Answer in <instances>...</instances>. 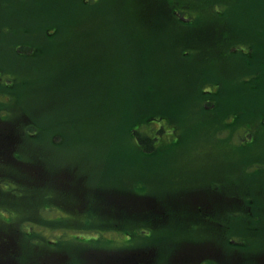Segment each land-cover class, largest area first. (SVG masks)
Wrapping results in <instances>:
<instances>
[{
  "label": "rangeland",
  "instance_id": "374dc122",
  "mask_svg": "<svg viewBox=\"0 0 264 264\" xmlns=\"http://www.w3.org/2000/svg\"><path fill=\"white\" fill-rule=\"evenodd\" d=\"M95 1L99 2L96 6L83 10L79 5L81 4L80 0H0V67L12 71H14L13 66L17 68V78L12 81L14 89L12 91L14 92L7 93L2 99L15 104V113L23 112L25 118L30 122L32 118L37 120L41 129L39 135H43V138L51 137L53 143L55 141L60 143L56 150L53 151V148H50L45 152L52 156V171L57 169L59 172L65 171L67 176L73 180L77 181L78 179V182L70 184L71 189L66 187L70 192L63 191L64 189L60 190L61 183L52 184L54 198L56 204L59 205L53 206L52 214L54 216L51 218L64 217L72 222L70 218L75 215L87 216L90 209L98 204L97 197L94 194L91 196L90 190L95 188L98 193L105 188L112 187L126 190L135 181V178L141 179L140 181L144 179L139 184L146 185L139 186L138 191L150 193V189L155 188L156 194L161 193V196H165L164 203L166 204L168 202L165 201L169 195L179 187H181V191L191 189L192 191L210 192L207 189L214 183H232L235 184L234 191L228 190V192L237 193L240 198L244 197L242 198L244 200L243 208L239 207L238 209L248 211L249 215L246 222H242L238 218L233 219V222L228 224L227 230H231L232 234L245 235L253 240V245H246L248 248L264 250V140L259 139L252 148L246 147L240 150L219 144V146L213 147L211 151L214 150V152H211L203 150L201 146L214 145V137L205 138L204 144H201L197 142L199 138L196 139L193 133L187 132V136H190V143L187 140L183 146H179L169 153H163L164 155L151 154L148 158L147 155L141 154V156L140 152L138 154L137 150L133 148L132 141L123 136L125 125L134 110L127 100L129 88L121 83L120 78L116 79L113 76L109 79V75L116 71V73H120L123 66L127 68L129 66V71L133 73L139 72L141 71L139 66L149 59L151 70L155 73H162V79L158 82L157 88L159 86L163 90L158 92L167 94L172 90L181 94L185 92L188 96L192 95L193 87L198 85V79L201 76L200 70L208 72L209 79L223 77L227 82V75L236 67L233 62H238L236 58L229 61L220 59L216 66H210V64L204 66L202 55L193 54L186 59L180 58V52L177 49L179 44L190 37L189 35L200 34L202 29H204L203 38L208 34L213 36V32H208L206 28L209 25V28L215 25V22L207 20L194 27L170 30L169 33L172 34L165 35L167 30L165 31L162 20L149 22L156 25V30L140 16L142 8L146 4L145 1H149L148 5L155 7L160 5V0ZM199 1L191 0L189 5L194 9L193 11H197L195 8L199 6ZM226 1L229 14L236 23H238L236 20L238 16L245 19L246 16L249 18L252 15L258 17L264 14V0ZM120 14L126 15V17L121 18ZM78 16H83V20H77ZM47 18L51 22H61L59 29L56 28V32L62 35L59 46L62 42L63 47L59 50L67 52V54L57 55L54 48H48L45 49L47 52L43 51L41 54L32 52L23 56L12 49V42L23 39L24 33L20 32V29L22 26L28 25V20L33 21V25L39 23L38 28L43 27L46 21L51 24ZM68 22L77 28L75 30L71 28L73 31L68 32L67 26L70 25ZM4 26L7 27L5 31L2 30ZM53 26L55 27V25ZM37 28H30L31 34L26 35L32 36L31 38H34L35 42L38 38L33 36L32 31L37 33ZM114 43L118 44L117 48H112ZM144 51L146 54H143ZM120 60L123 62L121 69L115 71L114 62L120 63ZM124 60L128 62V66L124 64L127 63ZM15 67L13 68L16 71ZM241 69L238 68V70ZM167 75L173 76L174 80H171L166 86L163 82L168 79ZM133 78L136 79L135 76ZM106 79L114 86V90L107 89L105 83H101V80L106 81ZM118 81L121 86L117 85ZM121 87L126 88V91L120 97L118 93H120ZM1 88L8 91L4 86ZM263 96L262 91L259 93L260 104L263 102ZM190 106L192 107V105ZM2 111L4 113L10 111L15 115L9 107H3ZM0 125L3 126V124ZM58 130L64 134L54 135L53 132ZM39 135L37 134L36 138L26 139L27 148L36 150V147L41 144V141H38L41 139ZM44 145L52 146L50 141ZM253 160H260L263 165L254 164L246 171L245 168ZM243 161L244 166L242 165ZM64 174L66 175V173ZM88 179H91L92 182L86 185ZM1 187L4 188V186ZM221 188H224V185ZM31 193H35V190ZM57 199L60 201L58 202ZM0 203L3 204V207H0V245L3 243L15 245L9 242L11 236L16 240V244L19 243L18 245H22L23 248L28 246L27 254L31 255L33 247L28 243H32V240L29 236L25 237L21 233L27 227L24 226L25 223L20 226L21 222L19 223L17 219L27 217H20L23 215L19 213L22 204L13 203L9 206L7 201H0ZM36 203V206H32V211L28 213L31 217L30 222L35 223L30 227L34 228L35 233L44 234L43 236L48 239L58 241L60 239L64 247L72 249V252L68 250L71 256L68 251L61 248V253L64 252L62 255L68 256L69 254L73 259L76 258L74 254L82 257L85 252L86 255L92 252L94 255L99 247L87 243L99 244L98 241L101 237L108 241L106 245H110L109 247L118 248L115 250L120 254L131 255L132 247L143 245V242H146L138 235H150L148 232L146 233V229L142 230V233L135 231V236L131 233L130 237L120 231L110 230H101L99 234L92 231L79 233L78 230H91L98 225L97 221H101L100 219H94L87 223L86 227H83L85 222H83V218H79L71 230L68 228L62 230L54 228L57 220L54 222L48 218L46 226L42 227L38 223L44 218V215L39 214L37 200ZM4 206L7 207L4 208ZM98 206L102 208L103 202ZM74 208L79 209L76 214L69 211ZM35 210L37 213L33 214ZM5 212H11L10 220L6 219L9 214ZM176 215L169 216L166 221L167 225L158 229L159 232L158 235L155 233V239L151 238L153 239L151 248H141L138 251L143 254L146 252L153 254L151 252L153 248L161 247L158 253L141 261L142 264H148L146 259L158 264V259H164L167 255L166 246L173 245L172 242L175 238L178 239L180 236L186 235L184 229L188 230L189 227L185 224L182 228L180 224L173 225V229L177 232H171L168 225L177 221ZM256 215H259L258 220L254 219ZM17 222L21 232L15 225ZM93 229L96 230V228ZM204 230L212 229L211 227L200 229L198 234L201 241L205 240L201 236ZM213 230L216 231L213 234L218 236L217 232L220 233V229L216 227V230ZM27 231L29 232V229ZM161 235L162 238H157ZM93 238L94 240H90ZM54 240L52 242H55ZM148 241L145 245L150 243V239ZM49 244L51 245V243ZM88 247L94 249H87ZM52 248L57 249V246L53 245ZM106 251L107 255H112V250ZM32 263L38 264L25 261L24 258L10 262V264ZM62 264H66V262L63 261ZM79 264H81L80 261ZM135 264H139V262Z\"/></svg>",
  "mask_w": 264,
  "mask_h": 264
},
{
  "label": "trees",
  "instance_id": "16d2710c",
  "mask_svg": "<svg viewBox=\"0 0 264 264\" xmlns=\"http://www.w3.org/2000/svg\"><path fill=\"white\" fill-rule=\"evenodd\" d=\"M80 1L81 4L79 5L83 10H88L99 3L95 0ZM200 1L199 6L195 8L197 11H193L194 9L189 5L191 0H160V5L155 7L148 5L149 1H145L146 4L142 8L143 11L140 16H142V20L148 23L153 20H162L165 31L167 30L165 35H171L170 30L194 27L207 20L214 21L215 25L210 28L209 25L206 28L208 32H213V36L208 34L207 37L203 38L204 29H202L200 34L189 35L190 37L179 44L177 49H179L180 58L186 59L193 54L202 55L204 66L209 64L216 66L220 59H228L229 61L236 58L238 62H233L236 67H233L234 69L227 75V82L223 77L209 79L208 72L200 70L201 76L198 79V85L193 87L192 95L188 96L185 92L181 94L172 90L167 94L158 92L163 90L159 86L157 88L158 82L162 79V73H155L151 70L149 59L139 66L141 71L136 73L129 71L130 67L126 60L124 62L127 63L124 64L128 68L123 66L121 72L116 73V69L120 70L123 62L122 59L120 63L115 61L116 67L114 69L116 72L109 75V79L113 76L116 79L120 78L121 83L129 88L127 100L134 110L125 125L123 136L132 141L133 148L137 150L138 154L140 152V155H147V158L151 154L159 156L183 146L190 138L189 135L187 136V132L193 133L196 139L199 138L197 142L201 144H204L205 138L214 137V145L201 146L206 151H211L213 147H217L219 144L239 150L246 147L252 148L259 139L264 140V96L263 102L261 104L259 102V93L263 91L264 95V14L258 17L252 15L249 18L244 16L245 19L238 16L236 18L238 23H236L229 14L226 0ZM82 17L78 16L77 20L82 21ZM120 17L125 18L126 15L120 14ZM47 20L49 19L47 18ZM27 22L28 25L22 26L20 29V32L24 33L23 39L11 43L14 51L26 56L32 52L41 54L43 51L47 52L45 49L54 48L57 55L67 54V52L59 50L63 47L62 42L59 46L62 35L56 32V28L59 29L61 22L50 21L51 24H48L49 22L46 21L43 27L38 28L39 23L33 25V21L28 20ZM68 23L70 24L67 26L68 32L73 31L71 28L74 30L77 28L71 22ZM149 24L157 30L156 25ZM32 27L38 29L37 33L32 31L33 36L38 38L37 42L31 38L32 36H26L31 34L29 30ZM5 28L7 29L4 26L2 30L5 31ZM122 41L125 42L123 39ZM117 46L118 44L114 43L112 48H117ZM143 54H146V51ZM13 67L14 71L0 67V124H3V126L0 125V201H7L9 206L13 203L22 204L19 213L23 215L20 217H27L17 219L19 223L21 222L20 226L25 223L24 226L27 228L21 232L18 222L15 225L25 237L29 236L32 240V243L28 244L39 245L38 247L44 253L47 250V245H50L49 243L54 245L59 243L57 251L55 250L56 256L64 253H61V248L72 252V249L63 246L60 239L59 241L49 240L43 236L44 234L35 233L34 228L30 227L31 224L35 223L30 222L31 217L28 213L32 211L33 205L36 206L37 200L38 212L40 215H44V218L38 223L42 227L46 226L48 218L54 222L57 220L54 228L62 230L71 229L79 218H83V222H85L83 227H86L87 223L94 219H100L101 221H97L98 225L93 227L96 230L92 228L82 231L110 230L120 231L129 236L132 233L135 236L137 231L142 233V230L146 229V233L150 234L149 236L138 235L146 242H143V245L131 246V255L120 254L119 251L115 250L118 248L109 247L110 245H106L108 241L101 237L98 241L99 244L87 243L99 247L94 255L92 252H89L88 255L85 252L82 257L74 254L77 261L75 262L76 259H74L72 264H79V261L81 264H135L138 262L142 264L141 261L147 257H152L154 253H158L161 247L153 248L151 251L153 254L149 252L143 254L138 251L141 248H151L150 245H153L151 238H156L158 229L166 226L167 219L174 214H177L175 216L177 221L168 225L171 232H177L173 229L175 224H180L181 228L185 224L189 229H184V234H186L184 236L176 235L179 238L174 239L173 245L166 246L167 255L164 259L159 258L158 264H264V250L248 248L246 245H253V240L245 237V235L232 234L231 230H227L228 224L232 223L233 219L238 218V220L246 222L249 215L247 214L248 211L238 209L239 207L243 208L244 200L242 198L244 197L241 196L242 198H240L237 193L228 192V190L234 191L235 184L232 183H225L226 185L221 182L214 183L210 186L212 189H209L210 187L207 189L210 192L192 191L191 189L181 191V187H179L169 195L165 201L168 202L167 205L164 203L165 196H161V193L156 194L155 188L150 189V193L138 191L139 186L146 185L139 184L144 179L140 181L141 179L135 178V181L126 190L117 187L105 188L99 193L95 188L90 190L92 192L90 195L94 194L98 204L103 202L104 206L102 208H99L98 204L93 206L87 216L75 215L70 218L72 222L64 217L60 219L57 216L51 218L54 216L52 214L53 206L59 205L56 204L52 184L61 183L59 189L67 191L66 187L71 189L70 184L78 182V179L77 181L73 180L67 176L65 171L59 172L58 169L52 171V156L45 154V152L50 148H53V151L56 150L60 143L55 140L53 143L51 137L43 138V135H39L41 129L37 120L32 118L30 122L25 118L23 112L17 111L15 113V104L2 99L7 93L14 92L12 91L14 90L12 81L17 78V68L15 67V71ZM239 67L242 69L238 70ZM134 76L136 79L133 78ZM171 80H174L173 76H169L163 83L167 86ZM120 81L117 83L118 86H121ZM101 83H105L107 89L114 90V86L107 79L106 81L101 80ZM3 86L8 91L1 88ZM119 91L118 95L121 97L126 88L121 87ZM250 96L251 98H249ZM3 107H9L15 115L10 111L4 113ZM16 109L18 110V108ZM55 129L57 128L55 127ZM18 134L19 136H17ZM37 134L42 139H38L41 144L36 147V150L27 148L26 139L36 138ZM53 134H60L61 136L64 133L58 130L54 131ZM49 141L52 146L44 145ZM258 163L263 165L262 161L253 160L245 170L248 171L251 166ZM242 165L244 166V161ZM90 182H92L91 179H88L86 185ZM222 185L224 188H221ZM34 190L35 193H31ZM57 201L59 202L60 199ZM66 201L68 202V199ZM0 207L2 208L3 204L0 203ZM6 207L4 206V208ZM77 209L74 208L69 211L76 214L79 210ZM36 213L37 210L33 214ZM46 217L47 219H45ZM254 219L258 220L259 215L254 216ZM202 227H211L212 229L210 231L204 230L201 234L205 238L204 241L200 240L198 234ZM216 227L220 229V233L217 232L218 236L213 234L216 232L213 230H216ZM211 237L213 238L211 239ZM157 238H162V235ZM10 239L9 242L15 245L19 244L15 243L14 237L10 236ZM149 239L150 243L145 245ZM53 240L55 242H52ZM87 249L94 248L88 247ZM106 250H112V255L110 253L107 255ZM146 261L148 264H157L156 262H149V259ZM36 262L42 264L40 261Z\"/></svg>",
  "mask_w": 264,
  "mask_h": 264
},
{
  "label": "flooded vegetation",
  "instance_id": "af4514ba",
  "mask_svg": "<svg viewBox=\"0 0 264 264\" xmlns=\"http://www.w3.org/2000/svg\"><path fill=\"white\" fill-rule=\"evenodd\" d=\"M38 246L39 245H32V254L28 255V246L23 248L22 245H8L7 243H3V245H0V264H10V262H14L22 258L29 262L40 261L42 264H62L63 261H65L66 264H72L73 260L76 259L70 257V252V255L68 254V256L62 254L60 256H56V248L51 249L53 245H47V250L44 253Z\"/></svg>",
  "mask_w": 264,
  "mask_h": 264
}]
</instances>
